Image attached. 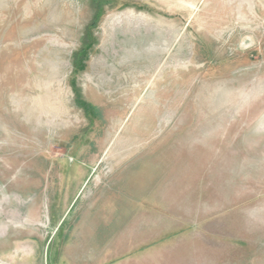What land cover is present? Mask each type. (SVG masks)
Instances as JSON below:
<instances>
[{
	"label": "rangeland",
	"instance_id": "1",
	"mask_svg": "<svg viewBox=\"0 0 264 264\" xmlns=\"http://www.w3.org/2000/svg\"><path fill=\"white\" fill-rule=\"evenodd\" d=\"M0 264H264V0H0Z\"/></svg>",
	"mask_w": 264,
	"mask_h": 264
},
{
	"label": "trees",
	"instance_id": "2",
	"mask_svg": "<svg viewBox=\"0 0 264 264\" xmlns=\"http://www.w3.org/2000/svg\"><path fill=\"white\" fill-rule=\"evenodd\" d=\"M83 52H84V48L81 49V51H80L81 54H79V56L76 55V56H77V58H76L77 61H80L81 58H83V54H82ZM77 61H76V63H77ZM79 104H80L83 108H85V110H86V108H87L86 105L83 106L80 102H79Z\"/></svg>",
	"mask_w": 264,
	"mask_h": 264
}]
</instances>
